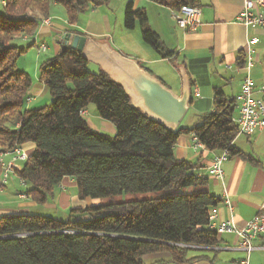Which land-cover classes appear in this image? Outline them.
<instances>
[{"label": "trees", "instance_id": "obj_1", "mask_svg": "<svg viewBox=\"0 0 264 264\" xmlns=\"http://www.w3.org/2000/svg\"><path fill=\"white\" fill-rule=\"evenodd\" d=\"M149 1L171 10L200 4ZM107 2L0 0V158L15 146L34 144L14 171L24 193L37 204L45 203L64 177L75 179L80 199H109L73 208L66 220L36 213L0 215V264H145L149 254L190 264L204 254L191 255L198 250L189 246L218 244V232L208 226V218L221 200L205 189L208 175L198 171L199 165L176 158L173 148L180 135L192 133L209 151L226 150L229 156L249 160L233 145L238 133L232 122L234 98L215 88L212 110L192 127L179 125L172 131L133 107L122 86L107 73L89 72L86 58L68 48L38 65L39 80L51 102L26 107L32 80L17 67V59L34 42L24 48L18 41L35 35L54 5L63 7L68 24L74 25L89 4ZM137 23L143 42L161 58L175 62V51L149 26L146 11L128 1L123 27L133 29ZM243 64L240 52L237 65ZM90 103L101 119L114 125V134L88 125L83 112ZM2 168L0 159V174ZM136 194L152 196H129ZM116 196L128 197L114 200Z\"/></svg>", "mask_w": 264, "mask_h": 264}, {"label": "crops", "instance_id": "obj_2", "mask_svg": "<svg viewBox=\"0 0 264 264\" xmlns=\"http://www.w3.org/2000/svg\"><path fill=\"white\" fill-rule=\"evenodd\" d=\"M128 1H132L134 8H143L146 11L149 26L158 34L168 49L175 51L177 57L176 61L172 62L151 51L147 53V56L130 54L131 56L128 58L137 60L140 67L149 71L170 88L161 76L153 74L148 66L153 67L157 63L164 64L174 85V89H170L176 94H179L181 90L179 67L185 68L189 83L190 79L194 83L193 87L190 85L192 101L179 125L190 128L198 122L203 113L212 110L215 88L221 89L224 97H235L239 92L243 76V70L237 65L239 53L244 51L247 40L253 36L258 38V41L252 45L254 48V63L251 69V76L254 80L253 95L264 100V95L261 93L264 89V28H246L235 21V15L242 8L244 0H199L200 24L194 30L179 28L171 16V9L167 6L149 0H123L121 3L122 9ZM102 8L99 7L101 13L98 17L94 13L89 14L83 23H78V19V22L74 25L65 22L57 23L50 12V23H40L35 35L31 36V43L36 38L32 48L37 47L38 42L45 43L46 38L52 37L54 45L51 52L52 56H55L61 51L59 43L61 37L69 32L68 30H77L79 33L100 43H107L119 52L114 45L120 44L115 42L111 44L110 39H112L111 34L114 27H118L120 30L124 28L122 24L123 10L120 9L115 14L108 7H105V10ZM25 39H28V37L22 38L23 41ZM121 45L124 46V43H121ZM37 58V68L34 72L36 76H38V65L40 63L39 56ZM31 80L32 84L28 91L29 100L26 101V107H36L35 105H38L41 101L45 103L47 99H50V96L47 95V88L39 80V76L36 80L32 78ZM196 87L197 92H195ZM100 120L99 124L95 121L90 122L89 119L86 121L95 130L110 135L114 134V125L107 120ZM190 134H182L177 138L173 148L174 156L198 164V171L207 174V167L212 156L217 152L209 151L204 147L195 150L190 143ZM233 145L250 159L242 158L239 155L229 156L222 164L224 170L223 180L220 181L208 176L205 189L220 199L224 193H227L232 202L233 210L230 212L222 201L214 210L219 221L230 220L237 228H240L259 211L264 203V131L257 132L249 137L237 134L233 140ZM20 148L29 156L34 150V144L25 143ZM1 159L3 163L5 162L4 165L11 163L12 152L3 153ZM22 163L23 160L13 162L11 169L8 170L5 182H2L5 166L2 168L0 174V182H2L0 184V215L33 213L35 209L40 208L38 205H44L49 208L48 214L50 213L51 216L57 219L66 220L71 209L85 208L94 202V199L91 198L80 199L77 194L75 179L64 177L47 197L46 202L37 204L24 193L25 186L20 185L18 176L14 171L15 168H20ZM68 187L76 189L75 197L69 196ZM197 250V253L192 252L191 255L204 254V256L202 259L190 264H239L238 261L247 255L246 251L238 246V238L234 233L218 232L217 245L197 248ZM200 252L203 254H200ZM164 257V255L157 254L146 255L144 256L145 264H174ZM158 258H163V260L157 262L156 259ZM248 259L249 264H264L263 240H254L253 248L248 253Z\"/></svg>", "mask_w": 264, "mask_h": 264}, {"label": "built area", "instance_id": "obj_3", "mask_svg": "<svg viewBox=\"0 0 264 264\" xmlns=\"http://www.w3.org/2000/svg\"><path fill=\"white\" fill-rule=\"evenodd\" d=\"M171 16L176 25L183 30H194L200 24V8L198 6L183 5L177 10H171ZM235 21L244 27L264 28V0H244L242 8L235 15ZM41 24H49L50 18H42ZM36 38L34 39L35 42ZM258 41L256 36L249 38L246 42L243 54L244 64L240 66L243 70L239 92L235 95L236 112L232 117V122L237 126L238 133L246 137L252 136L257 132L264 131V100L261 97H254V80L251 76L253 67V44ZM38 52L46 51V44L38 42L36 47ZM197 92V87L195 88ZM264 95V89L261 92ZM29 100V98L27 99ZM85 114V111L83 112ZM190 143L197 150L204 146L198 141L194 134H190ZM12 152V161L7 164V172L2 179L5 182L8 170L16 160H25L28 155L22 151L20 146H15ZM229 157L226 150L215 153L207 167V175L222 181L224 170L222 164ZM22 185L23 182L20 181ZM231 212L233 205L227 193L220 199ZM208 226L220 233H234L238 238V246L246 251V257L238 261L239 264H249L248 253L253 248L256 239L264 241V203L255 215L249 219L242 227L237 228L230 220L219 221L216 211L213 209L208 218Z\"/></svg>", "mask_w": 264, "mask_h": 264}, {"label": "water", "instance_id": "obj_4", "mask_svg": "<svg viewBox=\"0 0 264 264\" xmlns=\"http://www.w3.org/2000/svg\"><path fill=\"white\" fill-rule=\"evenodd\" d=\"M59 43L60 53L70 48L80 52L87 61L97 64L113 81L122 86L131 105L149 119L172 131L178 127L192 101L189 78L184 67L178 68L181 90L176 94L160 79L140 67L137 60L121 55L107 43L71 32L65 33Z\"/></svg>", "mask_w": 264, "mask_h": 264}, {"label": "rangeland", "instance_id": "obj_5", "mask_svg": "<svg viewBox=\"0 0 264 264\" xmlns=\"http://www.w3.org/2000/svg\"><path fill=\"white\" fill-rule=\"evenodd\" d=\"M122 2H123V0H108V2L106 4L98 5L95 7L92 6L91 4H89L87 9L84 10L82 13H80L79 18H78L79 19L78 23H83L84 19H86V16H89V14L94 13V14H96L95 16L98 17V15H100V13H101V12H99V7H103L102 8L103 10L106 9L105 7H108V8H110V10H112L116 14V12H118V10L122 9V7H121ZM122 10L124 11V9H122ZM51 14H53V16L55 17L54 20L57 23L65 22L66 24H68V20H67V17L65 15V10L63 7L56 5L54 8H52ZM122 17H123V15H122ZM111 38L112 39H110V43L113 44V42H115L116 44H120V45H114V46L117 47V50L122 55L127 56V57H130L131 56L130 54H138V55H142V56H147V53L154 51L149 45H147L143 42V40L141 38V34H140V27H139L138 23L135 25V27L133 29L123 28V30H120V28L114 27V29H112ZM31 40H32V37L28 36V39H25L24 41L19 40L18 42H19L20 46L26 48L31 43ZM44 42H45L46 47H47L46 51L38 52L36 47L35 48L31 47V48H28L19 57V59H17V67L20 68L21 70L25 71L30 76V78H32L33 80H36L37 77L39 76V73H38V76H36V74H34V72L36 71V68H37V65H36V61L38 59L37 57L39 56V61H41L45 58L52 57L51 51H52L53 45H54L53 38L52 37L46 38L44 40ZM121 43H124V46H122ZM148 66H149L150 70L153 72V74H158L159 76H161V78L166 82V84L169 85L170 88L174 89V85H173L172 80L170 79V77L168 75L167 70L165 69L166 66L164 64L157 63L156 65H153V67L151 65H148ZM86 69L92 73H98L101 70L97 64L90 62V61L87 62ZM47 95H49V94H47ZM50 102H51V98L47 99L45 101V103H43V101H41L38 105H35V106L36 107L37 106H43L44 104L48 105ZM83 116L86 120L89 119L90 122L95 121L97 124H99V121H101L100 120L101 118L98 116V114L96 112L95 105L92 103L88 104L87 111L85 112V114ZM94 117H96V118H94ZM96 119H98V120H96ZM11 161H12V159H11ZM5 171H6V167H5ZM4 175H5V173L3 174V178H4ZM18 181H19V179H18ZM20 185L22 186L21 183H20ZM67 190H68L67 192L69 193V196L70 195H71V197L76 196V193H75L76 189L75 188L68 187ZM129 196L141 198V197L152 196V194H136V195H129ZM127 197L126 196H121V197L116 196L114 198V200H119V199L121 200V199H125ZM107 200H109V199L108 198L94 199V202H92V203L93 204H100V203L105 202ZM41 206H42V208H41ZM38 207H40V208L35 209L33 211V213L48 214L47 212H48L49 208L47 206L38 205ZM48 215H50V213Z\"/></svg>", "mask_w": 264, "mask_h": 264}, {"label": "bare ground", "instance_id": "obj_6", "mask_svg": "<svg viewBox=\"0 0 264 264\" xmlns=\"http://www.w3.org/2000/svg\"><path fill=\"white\" fill-rule=\"evenodd\" d=\"M2 155V154H1ZM1 159V158H0ZM1 161H2V159H1ZM5 163V162H4ZM4 163H3V161H2V166H5L6 167V171H5V174H6V172H7V165H4ZM5 176V175H4ZM4 179V178H3Z\"/></svg>", "mask_w": 264, "mask_h": 264}]
</instances>
